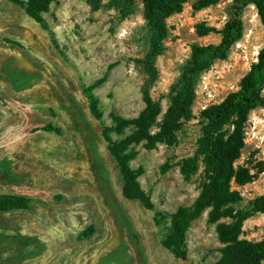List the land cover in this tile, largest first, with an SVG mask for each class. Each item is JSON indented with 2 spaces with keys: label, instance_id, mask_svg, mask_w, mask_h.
<instances>
[{
  "label": "rangeland",
  "instance_id": "1",
  "mask_svg": "<svg viewBox=\"0 0 264 264\" xmlns=\"http://www.w3.org/2000/svg\"><path fill=\"white\" fill-rule=\"evenodd\" d=\"M189 0L167 20L166 51L158 58L160 78L153 98L163 121L170 89L178 80L192 46L218 45L234 0L196 10ZM122 19L106 5L93 11L87 0H58L44 15L46 26L19 5L0 0V196L25 198L28 210H0V264H215L221 258L216 224L205 212L186 239L187 258L162 247L170 216L192 206L205 180L204 167L186 178L183 160L196 154L203 113L240 91L243 78L264 47V26L256 6L243 15L244 34L225 60L205 71L197 84L193 116L182 120L177 142L154 150L134 148L132 169L143 170L141 188L153 209L124 196L121 171L110 155L103 130L112 114L134 118L144 109L145 75L137 63L147 51L142 0ZM214 28L207 36L200 26ZM94 88L102 118L92 111L87 90ZM264 95V92H263ZM52 126L60 133L46 131ZM128 133V132H127ZM112 139L121 136L112 133ZM236 168L252 181L232 182L241 194L237 209L264 195V107L251 112L245 148ZM163 214L162 222L155 220ZM264 214L244 223L242 238L260 242Z\"/></svg>",
  "mask_w": 264,
  "mask_h": 264
},
{
  "label": "trees",
  "instance_id": "2",
  "mask_svg": "<svg viewBox=\"0 0 264 264\" xmlns=\"http://www.w3.org/2000/svg\"><path fill=\"white\" fill-rule=\"evenodd\" d=\"M19 5L35 22L46 26L44 15L49 13L52 4L58 0H8ZM189 0H142L146 19L147 51L143 59L137 60L145 81L141 92L144 109L134 118L112 114V126L103 130L108 142L110 155L116 161L123 180L124 196L138 200L146 209H153L151 197L139 183L143 170L130 166L136 157L134 148L143 146L154 150L159 144H174L182 128V120L193 116V105L196 100V88L201 75L213 67L216 61L225 60L231 49L243 38L245 9L254 5L257 8L261 23L264 26V0H234L229 9L230 19L220 32L222 40L218 45L192 46L191 54L181 69L178 80L170 89V106L159 121L163 109L160 101L153 98L151 91L160 78L157 61L166 51L165 42L169 29L167 20L176 13L182 12ZM220 0H200L195 9L202 10L219 3ZM93 11L101 10L105 5L116 10L122 19L136 11V0H87ZM201 37L207 36L214 28L204 25L198 28ZM100 80L87 90L91 111L97 119L102 118L98 100L92 94L94 88L102 85ZM264 47L258 61L242 80L240 91L230 94L219 104L210 106L203 113L201 136L198 140L196 154L183 160L181 173L189 178L195 175L202 164L205 180L202 191L190 207H180L170 216V227L161 240L163 248L175 258H187V234L196 220L208 211L210 224H216L219 241L224 245L220 249L221 258L215 264H264V237L260 242H251L242 238L244 223L258 214H264V195L253 200L249 209H237L242 201L240 192L232 190V182L245 185L253 177L245 168H236L235 163L242 156L245 148V127L252 111L264 107ZM46 131L60 133L52 126ZM128 132V133H127ZM115 133L120 139L114 140ZM30 201L13 196H0V210H28ZM163 214L156 213L155 220L162 222Z\"/></svg>",
  "mask_w": 264,
  "mask_h": 264
}]
</instances>
